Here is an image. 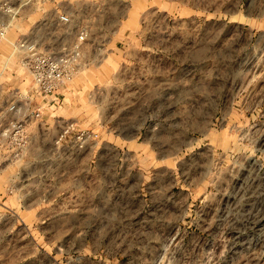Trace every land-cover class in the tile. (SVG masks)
I'll return each instance as SVG.
<instances>
[{
  "label": "rangeland",
  "instance_id": "obj_1",
  "mask_svg": "<svg viewBox=\"0 0 264 264\" xmlns=\"http://www.w3.org/2000/svg\"><path fill=\"white\" fill-rule=\"evenodd\" d=\"M12 4V41L89 39L39 117L0 43V264H264V0Z\"/></svg>",
  "mask_w": 264,
  "mask_h": 264
},
{
  "label": "built area",
  "instance_id": "obj_2",
  "mask_svg": "<svg viewBox=\"0 0 264 264\" xmlns=\"http://www.w3.org/2000/svg\"><path fill=\"white\" fill-rule=\"evenodd\" d=\"M3 14L7 15V19L1 17ZM17 14L12 0H0V43L3 41L10 43L15 52L21 55L19 63L31 77L32 84L20 95L25 101L28 100L27 102H35L36 106L30 110L28 106L22 105L16 112L23 116L39 117L43 109L60 106L64 102V92L86 64L85 48L89 32L71 13L60 11L55 23L61 31L45 32L46 35L40 36L36 27L31 38L21 36L12 41L8 38V31ZM66 29H70V34L74 35L68 45L63 44V47H59L58 43L55 45L49 41L48 35L60 40L61 35L68 32ZM24 125L23 119L16 120L12 123V128L18 133L23 130Z\"/></svg>",
  "mask_w": 264,
  "mask_h": 264
},
{
  "label": "crops",
  "instance_id": "obj_3",
  "mask_svg": "<svg viewBox=\"0 0 264 264\" xmlns=\"http://www.w3.org/2000/svg\"><path fill=\"white\" fill-rule=\"evenodd\" d=\"M35 30V27L33 26V28L31 29V36H32V33H33V31ZM36 31V30H35ZM36 33V32H35ZM38 35H40L39 33H38ZM42 35V34H41Z\"/></svg>",
  "mask_w": 264,
  "mask_h": 264
}]
</instances>
